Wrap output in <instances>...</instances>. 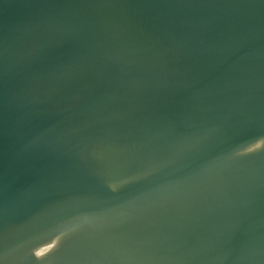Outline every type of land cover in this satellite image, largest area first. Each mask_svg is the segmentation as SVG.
Instances as JSON below:
<instances>
[{"label": "water", "instance_id": "water-1", "mask_svg": "<svg viewBox=\"0 0 264 264\" xmlns=\"http://www.w3.org/2000/svg\"><path fill=\"white\" fill-rule=\"evenodd\" d=\"M0 264H264V0H0Z\"/></svg>", "mask_w": 264, "mask_h": 264}]
</instances>
